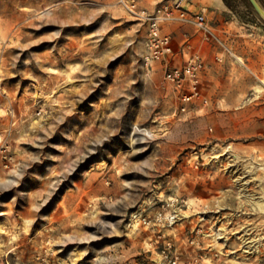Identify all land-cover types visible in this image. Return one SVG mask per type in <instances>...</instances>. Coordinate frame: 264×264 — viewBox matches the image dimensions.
<instances>
[{
    "label": "rangeland",
    "instance_id": "374dc122",
    "mask_svg": "<svg viewBox=\"0 0 264 264\" xmlns=\"http://www.w3.org/2000/svg\"><path fill=\"white\" fill-rule=\"evenodd\" d=\"M190 8L229 51L164 26L206 62L181 111L119 0H0V264H166V241L175 264H264V20Z\"/></svg>",
    "mask_w": 264,
    "mask_h": 264
},
{
    "label": "built area",
    "instance_id": "2783aa9c",
    "mask_svg": "<svg viewBox=\"0 0 264 264\" xmlns=\"http://www.w3.org/2000/svg\"><path fill=\"white\" fill-rule=\"evenodd\" d=\"M119 1L125 10L145 27L142 63L146 67H152L155 63L165 64L164 78L177 93L180 110L186 111L190 104L196 102L205 105L207 97L203 93L201 79L206 62L202 53L198 50L191 51L192 43L187 34H184L182 44L176 49L170 32L163 29L171 23L191 25L202 42L219 45L229 51L210 25L204 10H192L191 0H158L151 7L139 5L136 0ZM178 53L183 56L182 64L171 65ZM215 58L222 60L218 54ZM10 159L7 146L0 145V164L8 167ZM170 246V241H166V249L163 250L161 259L163 263L166 261V264H175L176 257L168 254Z\"/></svg>",
    "mask_w": 264,
    "mask_h": 264
},
{
    "label": "water",
    "instance_id": "95a60500",
    "mask_svg": "<svg viewBox=\"0 0 264 264\" xmlns=\"http://www.w3.org/2000/svg\"><path fill=\"white\" fill-rule=\"evenodd\" d=\"M247 2L250 4V6L253 8V10L256 12V14L264 20V7L260 5L258 0H247Z\"/></svg>",
    "mask_w": 264,
    "mask_h": 264
},
{
    "label": "crops",
    "instance_id": "0c3cea01",
    "mask_svg": "<svg viewBox=\"0 0 264 264\" xmlns=\"http://www.w3.org/2000/svg\"><path fill=\"white\" fill-rule=\"evenodd\" d=\"M251 35L253 36V33H252V32L249 33V34H247L248 38H249ZM262 36H264V35H262ZM247 41L249 42V40H247ZM261 49L264 50V46H262ZM214 52H215V51H214ZM245 57H246L247 59H250V60H251V62H250V66L253 67V65H252V64H253V59H252L251 55H249V52H246ZM259 58L264 59V52H260V54H259ZM227 62H229V60H227ZM246 66H247V65H246ZM251 67H248V68L250 69ZM256 68H257V69H260L261 66H258V67H256ZM250 70H251V69H250Z\"/></svg>",
    "mask_w": 264,
    "mask_h": 264
},
{
    "label": "bare ground",
    "instance_id": "6f19581e",
    "mask_svg": "<svg viewBox=\"0 0 264 264\" xmlns=\"http://www.w3.org/2000/svg\"><path fill=\"white\" fill-rule=\"evenodd\" d=\"M15 1V0H14ZM13 2V1H12ZM237 60V59H236ZM237 62L239 63V64H241V65H243L242 63V60L239 58L238 60H237ZM262 82H264V81H262ZM255 87V86H254ZM256 88V90H259L260 88H264V83H261V84H259L258 86H256L255 87ZM217 155V154H216ZM214 157V156H213ZM258 207H261V209H262V206L261 205H259L258 204ZM137 212V211H136ZM136 212H133V214H132V217H135L136 216ZM246 240V239H245ZM244 240V241H245ZM259 242V241H258Z\"/></svg>",
    "mask_w": 264,
    "mask_h": 264
}]
</instances>
